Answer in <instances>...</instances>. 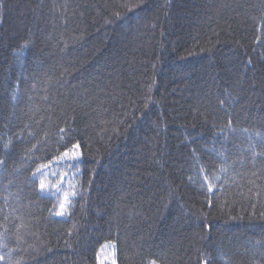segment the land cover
Instances as JSON below:
<instances>
[{"label":"trees","instance_id":"trees-1","mask_svg":"<svg viewBox=\"0 0 264 264\" xmlns=\"http://www.w3.org/2000/svg\"><path fill=\"white\" fill-rule=\"evenodd\" d=\"M113 261L264 264V0H0V264Z\"/></svg>","mask_w":264,"mask_h":264},{"label":"snow or ice","instance_id":"snow-or-ice-1","mask_svg":"<svg viewBox=\"0 0 264 264\" xmlns=\"http://www.w3.org/2000/svg\"><path fill=\"white\" fill-rule=\"evenodd\" d=\"M61 131H63V130H61ZM78 148H79V145H78V144L73 145V149H78ZM71 155H72L73 157H76L77 155H79V153L76 152V151H73ZM63 156H64V157H67V156H69V153L66 151V152L63 153ZM41 167H47V165H42ZM37 171H39V169H38ZM45 187H46L45 183H44L43 181H41V183H40V189H41V190H44ZM209 191H212V187H211V185L209 186ZM67 199H68V197L65 196V200H67ZM64 206H65L64 203H61V205H60L61 209H63ZM113 264H115V261H113Z\"/></svg>","mask_w":264,"mask_h":264}]
</instances>
